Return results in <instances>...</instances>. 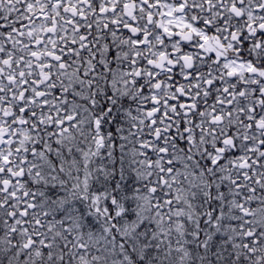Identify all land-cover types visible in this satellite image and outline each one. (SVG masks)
Returning a JSON list of instances; mask_svg holds the SVG:
<instances>
[{
	"label": "snow or ice",
	"instance_id": "obj_1",
	"mask_svg": "<svg viewBox=\"0 0 264 264\" xmlns=\"http://www.w3.org/2000/svg\"><path fill=\"white\" fill-rule=\"evenodd\" d=\"M0 264H264V0H0Z\"/></svg>",
	"mask_w": 264,
	"mask_h": 264
}]
</instances>
